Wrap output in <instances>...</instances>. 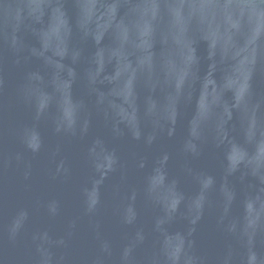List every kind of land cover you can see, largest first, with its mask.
Wrapping results in <instances>:
<instances>
[{"label":"water","instance_id":"water-1","mask_svg":"<svg viewBox=\"0 0 264 264\" xmlns=\"http://www.w3.org/2000/svg\"><path fill=\"white\" fill-rule=\"evenodd\" d=\"M0 264H264V0H0Z\"/></svg>","mask_w":264,"mask_h":264}]
</instances>
